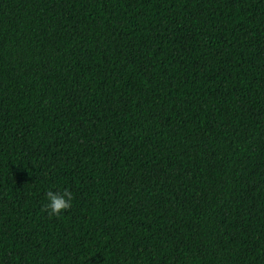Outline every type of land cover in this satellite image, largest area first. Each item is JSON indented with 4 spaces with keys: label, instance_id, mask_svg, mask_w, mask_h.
Returning <instances> with one entry per match:
<instances>
[{
    "label": "trees",
    "instance_id": "1",
    "mask_svg": "<svg viewBox=\"0 0 264 264\" xmlns=\"http://www.w3.org/2000/svg\"><path fill=\"white\" fill-rule=\"evenodd\" d=\"M0 264H264V0H0Z\"/></svg>",
    "mask_w": 264,
    "mask_h": 264
},
{
    "label": "clouds",
    "instance_id": "2",
    "mask_svg": "<svg viewBox=\"0 0 264 264\" xmlns=\"http://www.w3.org/2000/svg\"><path fill=\"white\" fill-rule=\"evenodd\" d=\"M45 200L43 210L51 216H59L69 210L73 203V194L68 190L60 191L52 188L45 192Z\"/></svg>",
    "mask_w": 264,
    "mask_h": 264
}]
</instances>
